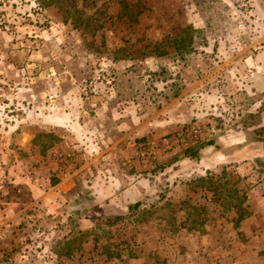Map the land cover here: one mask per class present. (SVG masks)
Returning <instances> with one entry per match:
<instances>
[{"label": "rangeland", "instance_id": "rangeland-1", "mask_svg": "<svg viewBox=\"0 0 264 264\" xmlns=\"http://www.w3.org/2000/svg\"><path fill=\"white\" fill-rule=\"evenodd\" d=\"M261 51L264 0H0L1 107L15 117L29 104L46 191L66 184L58 172L77 170L46 221L21 220L10 246L0 241L9 248L0 264H264V100L242 90V59ZM56 107L64 125H46L43 112ZM192 122L202 136L185 148L174 139ZM241 132L263 152L201 154L220 133L229 141ZM57 151L71 156L55 161ZM95 181L112 194L117 183L141 188L138 214L112 226L89 221L79 206ZM17 185L3 197L42 213Z\"/></svg>", "mask_w": 264, "mask_h": 264}, {"label": "crops", "instance_id": "crops-1", "mask_svg": "<svg viewBox=\"0 0 264 264\" xmlns=\"http://www.w3.org/2000/svg\"><path fill=\"white\" fill-rule=\"evenodd\" d=\"M242 60L245 64V67L247 66L246 71L242 72L245 75V79L243 78L244 84L242 90L244 89L245 93L248 95H254L255 93H258L262 95V100H264V51H261L257 54L250 53L244 56ZM199 94L202 95L201 99L204 98V95L202 93ZM194 98L196 99L197 97ZM180 99L176 98V100L174 99V102L179 103L181 102ZM12 102L10 101V103ZM207 102H211L210 97L207 99ZM188 103L191 108L194 105H197V103H195L194 101ZM8 104H6L7 107H1L3 105L0 104V108L6 111L4 116L0 117V241L6 239L8 242L6 241L4 244L7 245H9L10 240H14L15 235L18 234V229H15V225L18 222L22 220L24 223L26 222L29 224L30 221L36 220L32 218H37V221L39 223L46 221L49 218V216L46 215V212H52V210L54 211L57 205L59 206L61 203L60 199L56 198V195L59 194L62 196L61 191L70 190L74 186V184L77 185L73 175L77 170H71L67 173L58 172L56 175L58 177L62 175L63 178L61 179H64L66 177V184L64 185L61 180H58L54 187L49 190V192L45 190L46 175H42L41 173H45L48 165L46 164V161L42 160L44 159L45 155L43 156V154L40 153L38 147H34L32 145V140L34 139L35 135L33 133L31 125L35 122L29 121L26 117V112L27 114H29V104L25 105V103H20L21 108L25 113L16 115L15 117L12 113L13 108H11ZM191 108H187L186 116L191 117L194 114L196 117L200 116L201 111L197 112L196 110L194 111ZM213 108L215 109V106H213L211 109ZM262 109H264V107ZM61 110L62 108H60L59 110V108L56 107L53 112H43V122L46 125H64L66 119L64 115H62ZM101 110L103 111L104 109ZM92 111L94 113H100L99 107L93 108ZM89 114V123L91 125L96 124V127L100 126V121L98 120V118L93 117L91 112H89ZM120 116H122L121 113ZM135 119L136 115H134L133 122H135ZM117 121L116 127L118 130H121L123 128V122L121 119H118ZM136 128L137 125L131 128L128 132H125V130H123V132L121 133L120 131V135L125 136L128 133H131L133 130L137 131ZM96 129L97 130L95 131L99 130V133L104 132V130L102 131L99 128ZM223 131H225V128L223 129ZM243 135L244 134L242 132L237 133L235 134V136L232 135V137L229 138V141H227L226 139H224L223 134L221 135L220 133V135L217 136V138H219L216 139L217 141H211L213 143H210L211 145H206L201 148L200 152L202 155L210 154V158L213 156L216 158L220 156V158L222 157V159L224 160L249 158L263 152L262 147H259L257 142L251 140L248 141L245 139V137H243ZM222 139L223 141L226 140L227 142H230L227 143L229 144V146L226 147L224 145H219L221 144L220 142L222 141L220 140ZM111 144L112 142L110 143V145ZM108 146L109 145H106V147ZM35 162L36 165L33 166L32 164H35ZM32 170L36 171L38 174L31 176L30 172ZM7 183L10 185H8ZM95 183L96 184L94 185L86 184L83 187L84 189H86L84 191L92 194L91 200H89L91 204L89 207L85 208L88 212H92V214L86 216L87 219L91 222L99 220L100 218L123 214L126 211L127 205L139 200L142 195L141 188H137L135 185H131L132 187L130 186L125 189H121V184L117 183L116 186H118V191L112 194L110 191L111 189H107L105 184L100 185L96 181ZM17 184H21L24 189L27 190L28 196L33 199V202H38L40 204L39 206L44 209L42 213H40L39 215H35L37 217L26 213V211L24 210L27 206H29V204H31L30 201L24 204L22 201H19L17 199L3 197L5 188V191L7 192L8 188H12L14 186L17 187ZM51 195H54L53 200L50 199ZM101 195L103 196V200H99L100 197L98 196ZM19 206L21 207L19 208ZM17 207L18 210H16ZM106 208H110L111 210L114 209V212L112 213L111 210H107ZM8 251L9 248L5 249V247L0 244V253Z\"/></svg>", "mask_w": 264, "mask_h": 264}, {"label": "built area", "instance_id": "built-area-1", "mask_svg": "<svg viewBox=\"0 0 264 264\" xmlns=\"http://www.w3.org/2000/svg\"><path fill=\"white\" fill-rule=\"evenodd\" d=\"M202 132L203 131L201 126L196 124L195 122H192L187 125L182 131L178 132L174 140L185 148H191L194 147L198 140L201 138ZM53 156L55 161L65 162L70 158L71 155L70 153L57 151Z\"/></svg>", "mask_w": 264, "mask_h": 264}, {"label": "trees", "instance_id": "trees-1", "mask_svg": "<svg viewBox=\"0 0 264 264\" xmlns=\"http://www.w3.org/2000/svg\"><path fill=\"white\" fill-rule=\"evenodd\" d=\"M208 142L213 143L211 141H208ZM90 204H91L90 201H85V202L80 204L79 208L85 209V208L89 207ZM139 206H140V202H139V200H137V201L127 205L126 211H125L126 213L124 212L123 214H117V215H113V216H109V217H104L102 219L96 220L95 223L103 225V226H112L124 218L128 217L127 219H130L129 217H131V216H132L131 218H133L134 216H136L138 214Z\"/></svg>", "mask_w": 264, "mask_h": 264}]
</instances>
